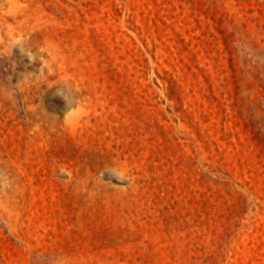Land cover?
<instances>
[{
	"label": "rangeland",
	"instance_id": "obj_1",
	"mask_svg": "<svg viewBox=\"0 0 264 264\" xmlns=\"http://www.w3.org/2000/svg\"><path fill=\"white\" fill-rule=\"evenodd\" d=\"M0 264H264V0H0Z\"/></svg>",
	"mask_w": 264,
	"mask_h": 264
}]
</instances>
